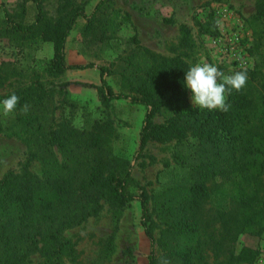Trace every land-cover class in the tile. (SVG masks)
<instances>
[{"label": "trees", "instance_id": "trees-1", "mask_svg": "<svg viewBox=\"0 0 264 264\" xmlns=\"http://www.w3.org/2000/svg\"><path fill=\"white\" fill-rule=\"evenodd\" d=\"M46 1L24 0V4L30 2L35 7V17L30 24L15 21L3 9L4 22L8 26L6 32L23 42L39 40L50 43L52 56L48 72L52 75L97 68L99 84L81 85L95 90L102 107L107 108L114 100H128L131 104L142 105L145 113L132 161L108 159L101 154L109 129L106 122H95L83 130L63 122L50 131L46 130L42 120L45 119L44 110L48 109L47 94L53 88L47 89L39 80H34L0 97L2 101L14 93L20 98L15 119L4 122L0 118V134L10 132L20 136V132L33 131L41 137L39 147L29 153L21 170L8 171L0 179V264H25L30 253L42 242L61 263L66 246L64 231L91 216L96 210L92 204L103 196H107L117 209L133 201L139 203L140 225L151 243L149 264H158L153 252L155 221L148 207L150 197L144 187H139L137 193L128 189L133 180L132 162L146 156L145 150L150 142L165 144L175 141L179 145H192L191 184L174 188L176 202L170 199L162 203L158 211L161 213L164 207L167 218L163 222L165 229L159 245L167 248L168 255L173 256L178 264H206L200 243L193 244L198 240V211L208 194L206 181L210 178L239 176L242 185L239 205L243 210L240 228L246 235L259 237L264 231V201L260 196L264 175V100L258 101L254 97L248 89L249 81L243 89L232 90L227 96V102L231 104L227 112L208 111L191 105L184 77L191 66L187 52L194 44L190 30L183 27L180 46L188 51L169 57L140 46V52L125 58L126 92H115L107 81L108 67L66 63V43L76 21L85 19L89 29L94 15L109 0H100L91 15L86 14L82 5L65 0L58 7L55 18L47 15ZM252 19L259 29L254 33L255 40L248 54L260 61L264 56V0H256ZM196 24L199 34L217 35L212 16ZM133 41L137 42L136 37ZM139 53L148 58L150 65L147 68L135 63ZM262 64L264 61L258 62L256 68ZM256 72L258 70L253 73L254 77ZM69 84L63 83L61 87ZM24 104L30 106L27 114L20 111ZM156 116H163L165 120L156 123ZM52 147L62 152V162L58 161ZM36 160L41 165V176L29 170ZM257 255V249L243 246L233 259L235 264H253Z\"/></svg>", "mask_w": 264, "mask_h": 264}, {"label": "rangeland", "instance_id": "rangeland-1", "mask_svg": "<svg viewBox=\"0 0 264 264\" xmlns=\"http://www.w3.org/2000/svg\"><path fill=\"white\" fill-rule=\"evenodd\" d=\"M64 1H46L44 8L47 15L57 17L58 7ZM71 1L82 5L86 14L91 15L100 0ZM255 3L256 0H109L94 15L89 29L86 28L85 19L76 21L66 43V63L108 67L109 85L115 92L125 93V58L140 52V46L169 57L188 51L180 46L182 28L186 27L194 44L187 52V61L191 66L205 61L216 65L225 75L246 71L248 89L258 101H262L264 65L256 66L264 61V56L258 61L248 54L255 40L254 33L259 29L252 19ZM0 5V97L39 80L47 89L53 88L47 94L48 109L44 110L45 119L42 120L46 130L56 128L63 122L78 130L89 129L98 121L106 122L109 129L102 143L101 154L108 159L132 161L145 108L128 100H114L107 108L102 107L95 90L81 85L99 84L97 68L50 74V43L39 40L23 42L6 32L8 26L4 22L3 9L15 21L30 24L36 13L34 5L30 2L24 4V0H0ZM210 16L215 22L217 35L199 34L197 21H207ZM134 37L137 42L133 41ZM134 61L141 68L150 65L144 53H139ZM257 70L254 77L253 73ZM66 82L70 84L61 87ZM188 97L193 105L190 89ZM51 109L53 111L50 113ZM15 115L17 110L8 116H4L0 110V118L4 122L13 121ZM164 120L163 116H156L154 121L162 123ZM20 134H0V179L8 171L19 172L29 153L39 147L40 135L33 131ZM51 150L62 162V152L56 147ZM191 151L192 145L188 143L150 142L145 150L146 156L132 162L133 180L128 189L137 193L139 187H144L150 197L148 207L155 221L153 252L157 261L164 257L170 264H178L173 256L168 255L167 248L159 245L165 229L163 222L167 218L164 207L160 210L162 214L158 211L162 203L170 199L176 202V187L184 188L191 184L189 173L194 163L190 159ZM29 170L37 176L42 175L37 160ZM261 179L260 196L264 201V175ZM206 186L208 194L198 211V240L193 245L200 243L206 264H235L233 256L243 246L257 249L258 255L253 262L256 264L261 255L260 248L264 245V231L259 237H251L240 228L243 210L239 205L242 186L239 176L232 174L230 177L210 178ZM91 207L96 209L91 216L80 225L64 231L66 246L61 263L54 259L42 242L30 253L25 264H149L151 243L140 225L137 201L117 209L107 196H103Z\"/></svg>", "mask_w": 264, "mask_h": 264}, {"label": "clouds", "instance_id": "clouds-1", "mask_svg": "<svg viewBox=\"0 0 264 264\" xmlns=\"http://www.w3.org/2000/svg\"><path fill=\"white\" fill-rule=\"evenodd\" d=\"M219 23V21H217ZM248 75L246 71H234L225 75L214 64L202 61L189 67L185 72L184 82L186 88L191 90V99L194 106L203 110L227 112L231 104L227 102V96L232 90L240 91L246 86ZM20 98L16 94L0 101V110L4 116H8L16 110ZM29 105L24 104L20 111L27 114ZM261 255L256 264H264V245L260 248ZM158 264H170L164 257L158 259Z\"/></svg>", "mask_w": 264, "mask_h": 264}]
</instances>
